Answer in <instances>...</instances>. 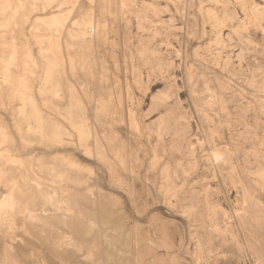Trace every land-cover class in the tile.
<instances>
[{"label":"rangeland","instance_id":"1","mask_svg":"<svg viewBox=\"0 0 264 264\" xmlns=\"http://www.w3.org/2000/svg\"><path fill=\"white\" fill-rule=\"evenodd\" d=\"M7 1L0 264H264L258 0Z\"/></svg>","mask_w":264,"mask_h":264},{"label":"bare ground","instance_id":"2","mask_svg":"<svg viewBox=\"0 0 264 264\" xmlns=\"http://www.w3.org/2000/svg\"><path fill=\"white\" fill-rule=\"evenodd\" d=\"M20 2V1H19ZM3 6H4V8L5 9H10L13 13H10V16L8 17V15H6L5 13H2L3 14V17L0 19V28H6L7 27V25H8V23H9V19L10 18H12L15 14H17L16 12H17V10H20V9H22L23 8V4H19L18 3V5L17 6H14V7H12V6H10L9 5V3H8V1L6 0V1H4L3 2ZM251 9H252V7H251ZM257 9V8H256ZM257 12V11H256ZM15 17V16H14ZM254 20V19H253ZM62 28V27H61ZM60 28V29H61ZM88 28H90V27H88ZM59 29V28H58ZM51 30V29H50ZM90 30V29H89ZM61 31V30H60ZM57 32H59V31H57ZM104 35V34H103ZM12 47V46H11ZM13 48V47H12ZM11 49V48H10ZM12 50V49H11ZM23 51V50H22ZM12 54V53H11ZM7 56H9V54L7 55ZM10 57V56H9ZM14 61V53L12 54V56L10 57V59H9V62H8V65L9 64H11L12 62ZM33 64V63H32ZM31 64V65H32ZM22 65V64H21ZM34 65V64H33ZM6 69H8L7 67H6ZM29 69V68H28ZM9 70H7V72H4V74H2L3 75V80L6 82L7 80H8V78H11V77H8L9 75H11V74H8V73H10V72H8ZM28 71V70H27ZM29 72H31L30 70H29ZM2 78V77H1ZM14 78H16V77H14ZM19 79V78H18ZM16 80V79H15ZM22 80H24V79H22ZM21 80V81H22ZM4 81H3V83H4ZM26 81V80H25ZM9 82V81H8ZM7 83V82H6ZM5 83V84H6ZM14 83V82H13ZM15 83H17V82H15ZM21 83V82H20ZM19 83V84H20ZM6 85H8V83L6 84ZM5 85V86H6ZM21 85H23V84H21ZM20 85V86H21ZM3 86V85H2ZM4 86V87H5ZM14 86V85H13ZM19 85H17L16 87H18ZM24 86V85H23ZM15 87V86H14ZM11 88H12V86H11ZM20 89H21V87H19ZM14 89V88H13ZM25 90H26V88H25ZM28 90H29V88H27V92H28ZM12 94H15L14 92L12 93ZM29 94V93H28ZM15 95H17V94H15ZM15 95H13V96H15ZM19 95V94H18ZM30 99V98H29ZM25 100V99H24ZM27 100H28V97H27ZM18 103V102H17ZM5 133V132H4ZM4 136V135H3ZM214 150V149H213ZM192 151V150H191ZM213 153V152H212ZM191 154V153H190ZM193 154V153H192ZM191 154V155H192ZM217 156L216 155H214V154H211V159L213 160V161H216L217 160ZM216 163V162H215ZM211 164V163H210ZM239 179V178H238ZM240 181V180H239ZM240 183V182H239ZM241 185V184H240ZM18 186H19V183L18 182H13L12 183V188H17L18 189ZM242 187V186H241ZM240 187V188H241ZM11 190H13V189H11ZM9 191L10 193H8V195H6V197H3L2 199H1V201H0V234H2V233H4V231H6L5 233H4V235L5 234H7L8 235V231H9V229H10V225H9V218L10 217H12L11 215H12V213H15L14 212V209L13 208H15V207H13V205H14V203L16 202L15 201V199H14V197L12 196V191ZM14 191V190H13ZM245 192H246V190H245ZM242 194H244V189H243V192H242ZM247 194V193H246ZM46 196V195H45ZM244 196V195H243ZM245 197V196H244ZM209 200V199H208ZM62 207V206H61ZM207 207H208V205H207ZM210 208V207H209ZM209 208H207V209H209ZM213 209V208H212ZM210 210V209H209ZM214 210V209H213ZM212 210V211H213ZM234 213H237V212H234ZM239 214V213H238ZM30 218H31V215L29 216ZM208 227V226H207ZM13 228V227H12ZM217 229V228H216ZM263 229V228H262ZM2 230H4V231H2ZM212 230V229H211ZM218 231V230H217ZM220 233V232H219ZM214 234V233H213ZM218 233H216V235H217ZM219 235V234H218ZM223 235V234H222ZM6 236V235H5ZM222 238V237H221ZM10 239V238H9ZM12 241V240H11ZM208 242H209V240H208ZM59 243H60V239H57V240H55V243H54V245L57 247V246H59ZM210 243V242H209ZM212 244H213V242H211ZM210 243V244H211ZM4 246V252H10V251H12L11 249V244L10 245H6L5 246V244H3ZM208 245V244H207ZM211 246V245H210ZM209 246V248H212V247H210ZM66 249V248H65ZM3 251V250H2ZM13 253V252H12ZM5 255V254H4ZM3 255V256H4ZM7 255H9V253L8 254H6V257H7ZM2 256V257H3ZM5 257V258H6ZM12 261V260H11ZM3 263V262H2Z\"/></svg>","mask_w":264,"mask_h":264},{"label":"snow or ice","instance_id":"3","mask_svg":"<svg viewBox=\"0 0 264 264\" xmlns=\"http://www.w3.org/2000/svg\"><path fill=\"white\" fill-rule=\"evenodd\" d=\"M258 4L261 9H264V2H260V0H258Z\"/></svg>","mask_w":264,"mask_h":264}]
</instances>
